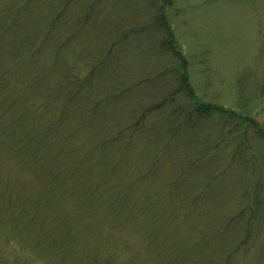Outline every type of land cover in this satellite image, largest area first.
<instances>
[{"label": "rangeland", "instance_id": "374dc122", "mask_svg": "<svg viewBox=\"0 0 264 264\" xmlns=\"http://www.w3.org/2000/svg\"><path fill=\"white\" fill-rule=\"evenodd\" d=\"M45 1L47 17L53 5L62 13L67 4L38 2ZM159 2L69 3L67 18L76 25L63 37L78 40L80 27L87 26L83 37L91 38L102 26L106 45L116 47L103 53L111 57L97 73L95 55L101 54L68 44L59 52V74H42L43 84L34 87L26 85L31 69L43 73L55 41L68 39L59 36L39 51L37 31L47 25L18 17L6 30L20 10L8 11L12 4L0 8V59L36 53L17 77L9 75L10 91L1 98L33 105L30 114L37 116L20 134L50 138L47 127L61 113L63 118L59 133L43 146L60 160L49 162V175L28 155L0 148V177L12 179L18 197L28 199L0 194V211L11 204L15 220L41 237L34 244L19 235L9 248L0 241V264H264V202L258 206L253 189L264 177V140L249 125L242 143L243 135L235 133L245 124L191 111L184 92H175L177 61L161 47L167 37L154 26L161 17L171 25L201 101L244 112L264 130V0ZM78 51L85 60L74 55ZM60 74L83 92L77 105L66 106ZM86 76L91 78L83 82ZM55 92L60 94L52 98ZM27 214L37 219L26 223ZM60 226H67L70 238L63 247L69 251L61 248L56 256L51 234Z\"/></svg>", "mask_w": 264, "mask_h": 264}, {"label": "trees", "instance_id": "16d2710c", "mask_svg": "<svg viewBox=\"0 0 264 264\" xmlns=\"http://www.w3.org/2000/svg\"><path fill=\"white\" fill-rule=\"evenodd\" d=\"M38 1L39 0H1L2 6L0 8L4 7V4H12V10H8V9H5V10L10 11L11 13H15L20 10L17 13L18 16L13 15L11 17L10 22L7 25L3 26L5 27L4 29L6 30L9 29V27L13 25L15 19H19L18 17L23 18L25 21L34 20V21H37L38 23L43 22V24L47 25V27L43 25L41 30L38 29L37 31L38 38H37V43L34 48L41 51L42 49L48 48V47H45V45H48V44L50 45L57 38L61 37V41H62V38H67V37H63L64 33L71 27L70 25L72 26L76 25V23H71L68 21L72 17L67 18V14H68V11L71 5L69 3L77 1L79 4H81L82 0L80 1L79 0H66L67 4H63V2L60 3V4H63L62 13H59L61 9L58 7L59 6L58 4L53 5L50 9L52 10V12H50L51 15H49L48 17H47V14L49 13V11H46V12L42 11V8H44L46 3L48 2L45 1V3L40 4V2ZM159 1H160L159 3L161 4L162 0H159ZM83 4H86V3H83ZM46 9H49V8L47 7ZM64 12L65 14H63ZM62 14L64 16H62ZM156 20H158V22L156 21L157 24H154L155 29L161 28V30H163L165 36L167 37L161 42L162 49L168 52L169 54H171L177 61V69L172 66L173 69L179 72L178 74L179 78L177 80L178 84L176 86L175 92L176 93L184 92V94L190 100L192 104L193 110L191 111L199 115L201 118L211 117L212 115H217V116L220 115L224 117L226 121L235 120L237 124L238 123H241V125L245 124L246 127L248 126L247 128L245 127L246 128L245 130L236 131L235 133V137L238 134L243 135V137L241 138L242 143L246 142L249 139V133H250L249 125L254 126L256 128V137L260 140H264L263 128H260L259 125L253 119L245 117V115L243 114L244 112L239 113L236 110L235 111L228 110L223 106H218L216 104H211V103H204L203 101H201V99L198 97L194 87H192L191 82L189 80L188 62L187 60H185L186 58L183 55V53H181L178 50L175 44V40H173L174 37L171 32V25L168 23L167 20H165L164 17L157 18ZM86 27L87 26H85L84 28L83 26L80 27L79 30L81 31V36L78 38V40H75L72 37V36L75 37L76 35H72L70 36L71 39L67 38L68 39L67 42H63L60 44V40L55 41V43L53 44L54 47L52 48L51 54L49 55V65L47 66V68L43 69L44 72L41 74L35 72L36 70L31 69L30 74L31 73H34V74H32L33 77L26 83V85H29L30 87L40 86L43 84L42 79L44 77H42L43 76L42 74H49L52 71L53 73H57V71H54V69L60 57L59 52H61V54H64L66 46L68 44L70 48H73L74 44L78 42L80 43V45L83 46L84 54H85V50H90V49H94L96 50V52H99L101 54L100 56L95 55V61H96L95 64L97 63V65L94 67L97 73L101 72V70L107 65L106 63H108L110 59L109 57H111L110 53H106L105 55H103V53L107 51V49L116 47V45H111V46L106 45L108 43V40L102 32V28H103L102 26H100L99 29L96 30V32H94V34L92 33L93 36L91 38H84L83 34H86V32H84ZM95 35L97 38H95ZM84 54L81 55L80 51L74 53V55L77 58H81L85 60L86 55ZM34 55H36V53H32L27 58L21 57V59H14L15 61H11V60L9 61L7 59H0V66H1L0 68V148L6 151H8V148H10L11 153L13 152V153L21 154V155L22 154L28 155L27 157L28 161L35 160L36 162H39L38 164L39 166L43 164L42 169L46 171L45 173L47 175H49L50 174L49 168L51 169V167H53L51 164L53 162L56 163V161H58L59 159L57 158L58 156H54L51 153H46L47 151L45 152L43 148L47 146V144L49 143L51 139L53 140V138L56 137V134L59 133V127L63 123L62 113L59 116H57L58 118L54 119V121H52L47 127L51 132L50 138L48 137V133L42 134L41 132L36 133L35 131L31 135L26 133L23 136L20 134V131L22 130L24 125L26 128L31 126L30 120L32 119L30 118H34L35 116H37L35 115V113L30 114L32 111L31 108L33 107V105L31 104L32 107L30 106L31 108H28L29 103L26 104V103H23L22 101H18V99H15V97H10L7 100L5 98L1 99L3 97V93H7V91L9 93L10 91L8 90L9 88H7L8 86L6 84V82L7 83L10 82L9 75L17 77L18 74H20L22 71L21 66L23 64L29 63V61L34 58L33 57ZM61 78L63 79V82H64V83L62 82L63 83L62 91H64V102L68 103L66 106L72 103H74V105H77L75 100L77 97L81 96L83 92L79 91L78 89L79 86H77V82L71 79V77L67 78V77L62 76V74H60V79ZM90 78L91 77L86 76L83 82L86 79L89 80ZM72 83H75V84H72ZM59 94L60 92H55L52 98L53 97L56 98V96H59ZM66 95H68V97H66ZM45 105H46V102L43 104V106ZM63 113H64V110H63ZM6 116H11V119L13 118V120L5 124L7 122L4 120ZM121 137L115 138L114 142L117 143ZM240 151H242V149ZM118 154H120V152ZM118 154L117 156H119ZM111 158H115V157H111ZM110 165L111 163L108 161L107 170L111 173ZM112 176L114 177L115 174H113ZM2 178L3 177H0V187H3V188L6 187V189L8 188L10 192H2V193L0 192L1 196L5 197L9 193L11 197L14 196L18 199H27L25 197H18L21 191H19L20 188H18V185H16L12 179L5 180L3 178L4 180H2ZM210 185L211 187L214 185V179L211 181ZM253 189H254L255 195H257V198L260 197L258 201V204H259L258 206L260 207V205H262L264 202V199H263L264 197H262V195H264V177H262V179H259V181L254 185ZM263 207H264V204H263ZM1 209L3 210L0 211V241H5L8 248L12 247L11 244L16 247V245H14L12 242L16 241V238L19 235L24 237L26 240L33 241L34 244H37L40 242L41 237L40 236L35 237L34 233L30 231V229H28L27 226L23 225L22 220L21 221L15 220L14 216L16 215V213L13 210V206L11 204H7ZM35 219H37V216L35 215L29 216V214H27L25 216L26 223H28L30 220H35ZM4 225L8 226L6 230H3ZM66 228L67 226H64V227L60 226L54 229V231L52 230L53 232L51 231L52 232L51 240L53 241L50 246L54 244L53 247H56V249L51 247L52 252L56 254V256H58L57 253H60L61 248L62 250L69 249V247L67 248L63 247V245L66 244V241L69 240L70 238V235H68L69 232L66 231ZM153 234L156 235L157 233L154 232ZM18 248L22 249V246H19ZM228 257L230 258V255H228Z\"/></svg>", "mask_w": 264, "mask_h": 264}]
</instances>
